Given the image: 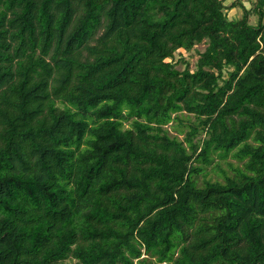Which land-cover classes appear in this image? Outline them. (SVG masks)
Masks as SVG:
<instances>
[{"label": "trees", "instance_id": "obj_1", "mask_svg": "<svg viewBox=\"0 0 264 264\" xmlns=\"http://www.w3.org/2000/svg\"><path fill=\"white\" fill-rule=\"evenodd\" d=\"M0 264H264V0H0Z\"/></svg>", "mask_w": 264, "mask_h": 264}, {"label": "rangeland", "instance_id": "obj_2", "mask_svg": "<svg viewBox=\"0 0 264 264\" xmlns=\"http://www.w3.org/2000/svg\"><path fill=\"white\" fill-rule=\"evenodd\" d=\"M244 6L247 9L250 8V4L249 3H244ZM228 16L231 19H239L241 17V11L238 10V9L231 10V11L228 12ZM256 22H257L256 16H251L249 18V23L250 24L255 25ZM204 48H205V45H199V46H196L190 52L177 53V54H175L174 61L178 62V60H179V58L181 56L188 63L189 69L193 70L195 62H196V59H197L196 51L202 52L204 50ZM177 67H178V69L182 70L184 68V65L180 63V64H178ZM229 161H230V159H229ZM231 162H233V161H231ZM222 167L225 168L224 164H222Z\"/></svg>", "mask_w": 264, "mask_h": 264}]
</instances>
